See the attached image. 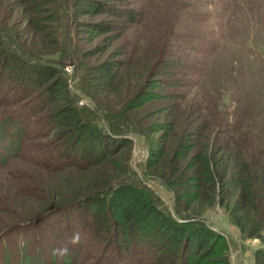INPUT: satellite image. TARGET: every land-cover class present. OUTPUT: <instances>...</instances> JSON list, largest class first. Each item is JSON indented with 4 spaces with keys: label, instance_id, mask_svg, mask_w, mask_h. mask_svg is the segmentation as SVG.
Wrapping results in <instances>:
<instances>
[{
    "label": "rangeland",
    "instance_id": "1",
    "mask_svg": "<svg viewBox=\"0 0 264 264\" xmlns=\"http://www.w3.org/2000/svg\"><path fill=\"white\" fill-rule=\"evenodd\" d=\"M71 1L0 0V30L35 58L54 61L72 50L77 68L72 58V65L61 64L70 95L77 106L96 112L104 129V111L121 124L117 130L130 126L125 137L131 147L121 142L119 152L84 170L69 167L56 152L45 153L51 166L44 168L34 156L5 151L15 147L11 134L19 119L4 120L12 104L0 107V126L11 130L9 140H0V234L6 235L0 260L11 254L17 262L19 255L11 252L25 239L30 256L41 247L55 251L59 264L67 261L72 255L63 249L93 240L80 230L87 219L86 199H80L119 179L128 160L168 214L179 217L178 210L223 235L230 264H256L264 250V0H134L139 23L109 37L86 32L98 17L83 8L74 30L65 20ZM102 67L112 72L105 84L96 76ZM10 87L4 80L0 95ZM57 132L53 124L47 139L58 138ZM141 133L158 157L146 160ZM238 163H245L244 174L238 175ZM105 257L96 261L104 264ZM94 258L79 264H94Z\"/></svg>",
    "mask_w": 264,
    "mask_h": 264
},
{
    "label": "trees",
    "instance_id": "2",
    "mask_svg": "<svg viewBox=\"0 0 264 264\" xmlns=\"http://www.w3.org/2000/svg\"><path fill=\"white\" fill-rule=\"evenodd\" d=\"M133 2L134 0H127V4H124L125 0H74L70 2V17L65 20L73 24L74 30L80 28L77 18L83 8L82 12L98 17L85 25L86 32L107 35L106 37L115 32L122 35L141 20V12ZM70 58L73 59L76 69L77 59L69 49L59 52L54 61L44 56L35 58L14 43L6 30H0V86L4 80L11 85L0 95V107L12 104L15 108L7 112L4 120L19 119L11 134L10 146L15 147L5 148L10 156H34L39 161L36 164L49 169L51 163L45 153L50 156L51 152H56L69 167L84 170L119 152L116 149H119L121 142L131 147V141L125 137L132 131L130 126L120 127L124 131L117 130L121 124L104 111L105 116L101 114L102 118L108 122L107 129H104L100 126L96 112L77 106L76 97L70 95L62 73L61 64ZM101 69L103 73L96 75L97 78L100 77L97 80L103 84L108 83L112 79V72L108 68ZM6 74L9 75L8 78ZM84 82H89V79ZM9 91L13 93L9 94ZM49 105H53L52 112H48ZM23 115L28 120L20 122ZM8 123L12 122L7 121L4 124ZM53 124L59 127L58 138L47 139ZM3 126H0V140H9L11 130ZM141 134L145 137L148 150L146 160L149 161L154 155L158 157V153L151 149L149 138L144 133ZM21 140L26 142L21 143ZM11 150L14 153L11 154ZM33 152L36 153L32 154ZM5 159L1 162H5ZM238 164V175L244 174L247 170L245 163ZM122 168L119 179L111 180L108 187L95 190L86 198L80 199H86L82 204L85 205L83 211L87 213V219L80 225V230L84 237L90 235L94 241L89 240L84 246L81 241L76 247L74 245L67 251L72 256L62 264L84 263L91 257H96L94 264H100L102 259H96L101 255L107 256L108 251L113 256L108 259L105 257L104 264H111L112 258L114 264H128V255L135 260L133 264H230L229 245L223 235L213 231L205 221L189 220L178 210L175 212L179 217L168 214L151 191L140 183L136 173L130 171L128 160L126 167ZM212 171L211 168L210 172ZM170 190L174 193V203L177 206L176 191L173 187ZM5 236L2 235L0 240ZM117 242L120 245L117 244L113 251L109 249V245ZM93 247L95 255L90 256ZM82 249L85 251L80 255ZM53 252L50 254L45 248L39 247L30 256L25 239H20L17 248L11 252L17 253L19 260L12 263L11 254L7 259L2 255L0 264H59L56 261L57 254ZM259 256L261 258L256 257V264L264 260V250Z\"/></svg>",
    "mask_w": 264,
    "mask_h": 264
},
{
    "label": "clouds",
    "instance_id": "3",
    "mask_svg": "<svg viewBox=\"0 0 264 264\" xmlns=\"http://www.w3.org/2000/svg\"><path fill=\"white\" fill-rule=\"evenodd\" d=\"M78 239H79L78 235L77 236H74L72 242L73 243H76L78 241ZM62 251H63V254H65V255L67 254V249L66 248L63 249Z\"/></svg>",
    "mask_w": 264,
    "mask_h": 264
},
{
    "label": "water",
    "instance_id": "4",
    "mask_svg": "<svg viewBox=\"0 0 264 264\" xmlns=\"http://www.w3.org/2000/svg\"><path fill=\"white\" fill-rule=\"evenodd\" d=\"M65 64H67V65H72V62H65Z\"/></svg>",
    "mask_w": 264,
    "mask_h": 264
}]
</instances>
